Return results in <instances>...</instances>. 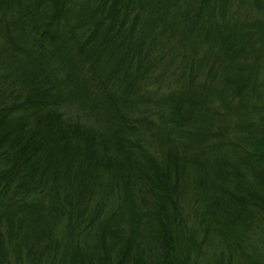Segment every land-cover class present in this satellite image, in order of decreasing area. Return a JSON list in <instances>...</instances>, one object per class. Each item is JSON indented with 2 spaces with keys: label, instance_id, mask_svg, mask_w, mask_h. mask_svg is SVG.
I'll return each mask as SVG.
<instances>
[{
  "label": "trees",
  "instance_id": "obj_1",
  "mask_svg": "<svg viewBox=\"0 0 264 264\" xmlns=\"http://www.w3.org/2000/svg\"><path fill=\"white\" fill-rule=\"evenodd\" d=\"M207 248L264 264V0H0V264Z\"/></svg>",
  "mask_w": 264,
  "mask_h": 264
},
{
  "label": "rangeland",
  "instance_id": "obj_2",
  "mask_svg": "<svg viewBox=\"0 0 264 264\" xmlns=\"http://www.w3.org/2000/svg\"><path fill=\"white\" fill-rule=\"evenodd\" d=\"M170 54H166L165 55V57L166 58H168V56H169ZM199 56H201V53H199L198 55H197V57H199ZM175 64V67H177V65H178V62H174ZM155 86H153L152 88H154ZM229 122V124H230V120L228 121ZM201 175V173L200 174H198L197 176H200ZM197 187V186H196ZM197 189V188H196ZM188 190V189H187ZM196 192L197 193H200V190L199 189H197L196 190ZM214 193H215V191H214ZM211 196L212 194H211V192H209L208 193V196ZM215 196H217V197H219L218 195H215ZM184 198V200H185V198H186V195H184L183 196ZM209 200V203L211 204V200H210V198L208 199ZM220 203V206H213L212 204H211V206H210V208H212L213 209V207H214V214H215V216H217L218 218H221V219H225L228 215L227 214H225V213H223L222 212V210H223V206L221 205V203H222V201L221 202H219ZM204 208H205V205L204 204H201V206H199V212L200 211H204ZM187 213V212H186ZM188 216V215H187ZM187 223L189 224V220H187ZM219 245L220 246H223L221 243H219ZM205 252H207V255L206 256H202V257H200V259H199V264H205L206 263V258L208 257L209 258V255H210V252H211V250H210V248H207L206 250H204ZM211 259V257L208 259V260H210Z\"/></svg>",
  "mask_w": 264,
  "mask_h": 264
}]
</instances>
